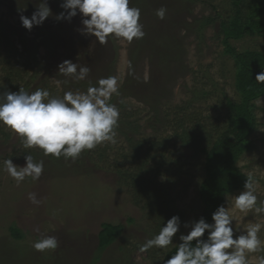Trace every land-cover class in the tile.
<instances>
[{"label": "rangeland", "instance_id": "1", "mask_svg": "<svg viewBox=\"0 0 264 264\" xmlns=\"http://www.w3.org/2000/svg\"><path fill=\"white\" fill-rule=\"evenodd\" d=\"M26 1L0 0V91L9 84L7 90L12 92L19 87L28 92L43 88L62 96L68 90L84 92L102 77L116 76L120 94L111 102L119 108L120 118L115 144L84 151L75 161L27 150L35 160L44 161V171L38 181L27 178L19 186L3 170V162L11 158L23 165L26 150L19 138L0 127V264H9L8 260L10 264H57L53 255L65 264H162L179 241L174 239L167 249L140 253L139 247L159 230L154 229L147 211L133 202L143 198L140 190L146 185L139 180L148 179L150 186L161 188L173 215H179L182 222L202 214L198 190L204 177L205 152L200 147H210L216 134L198 145L183 144L178 139L182 129L172 126H177V109L183 107L196 112L199 124L205 121L222 130L230 113L226 99L239 98L233 85L234 61L225 53L220 28V21L234 14L233 0H130L131 7L141 10L146 35L130 44L111 39L105 45L77 31L79 16L71 22L49 17L42 26L25 30L17 10L29 8ZM30 1V10L23 12L29 17L36 0ZM60 2L48 0L54 14L62 11ZM253 4L254 0L241 1L242 18ZM161 7L167 9L163 20L155 14ZM206 19L211 21L205 23ZM231 44L238 51L264 53V35L246 36ZM159 52H165L161 62ZM168 56L172 58L164 61ZM66 59L89 66V77L63 83L66 78L57 73V65ZM146 95L151 105L138 98ZM252 104L254 147L235 164L244 174L253 175L256 194L264 200V94ZM196 123L184 127L192 129ZM240 191L225 196L231 198ZM29 193H35L41 203L32 204ZM234 215L237 229L252 222L264 225V216ZM102 223L124 228L121 240L99 253ZM12 224L25 234L24 240H11L8 228ZM186 231L182 226L180 232ZM45 235L55 236L58 247L35 251L33 243ZM259 237L264 240V228ZM19 253H28V257ZM257 255L260 253L250 256V264H256Z\"/></svg>", "mask_w": 264, "mask_h": 264}, {"label": "clouds", "instance_id": "2", "mask_svg": "<svg viewBox=\"0 0 264 264\" xmlns=\"http://www.w3.org/2000/svg\"><path fill=\"white\" fill-rule=\"evenodd\" d=\"M59 7L62 11L54 14L48 0H36L30 17L23 14L25 8H18L21 26L31 31L49 17L57 22H71L79 16L81 27L77 31L94 38L99 45L111 39L130 44L146 35L140 22L141 10L131 7L130 0H61ZM166 11L161 7L155 14L163 20ZM57 68V73L66 78L65 84L84 81L91 72L89 66L70 59L63 60ZM255 80L264 83V70L255 75ZM119 94L116 76L102 77L84 92L68 90L62 96H53L43 88L32 92L22 87L16 92L0 91V127L19 138L26 150L23 165L9 158L3 162V170L19 186L27 178L38 181L44 171V161L35 160L29 149L40 150L44 157L75 161L84 151L105 143L115 144L120 110L111 100ZM256 184L253 175L248 174L243 189L231 198L225 196L224 203L211 213L210 221L202 216L182 222L179 215L171 216L153 238L139 247V252L167 249L178 239L175 253L163 260V264H250V256L257 253L260 255L254 257L256 264H264V240L259 237L264 225L252 222L239 229L235 227V212L264 216V200H259ZM28 199L34 205L41 203L35 193H29ZM182 226L186 232H180ZM32 247L41 253L55 250L58 240L45 235Z\"/></svg>", "mask_w": 264, "mask_h": 264}, {"label": "trees", "instance_id": "3", "mask_svg": "<svg viewBox=\"0 0 264 264\" xmlns=\"http://www.w3.org/2000/svg\"><path fill=\"white\" fill-rule=\"evenodd\" d=\"M241 1L242 0H233L232 6L235 8L234 14L220 21L221 33L223 35L221 42L225 46V53L234 61L233 85L235 92L239 96L238 100L226 99V105L230 113L224 128L218 130L216 126L207 124L205 121L199 124L198 121L200 120L196 112L187 111L186 108L183 107L177 109V119L175 120L177 126H172L182 129L178 135V139H180L183 144L197 143L198 145L201 141L211 140L212 136L216 134V138L210 147H200V149L205 152L204 177L200 182L198 190L199 198L203 204V211L200 217L203 216L209 221L211 220V213L218 205L224 203V196L226 194H231L243 189V182L247 175L236 166L235 162L242 154L252 150L254 147L251 135L255 129L256 121L253 114L254 105L252 102L264 94V83H257L255 80V75L264 70L262 69L264 68V53L256 50L238 51L231 44L232 41H239L246 36L264 35V0H254V4L250 6V11L243 16L244 18L241 16ZM31 6V1L27 0L25 7L30 8ZM29 8L25 9L29 11ZM210 21L211 19H206L205 23H209ZM16 53H18L17 50ZM31 55L32 60L35 61V56L33 54ZM164 55L165 52H159L157 54L159 62H161V58ZM130 57L133 60L135 59L132 55ZM171 58L172 57L168 56L164 61ZM174 60H176L175 57ZM18 77L19 76H17V78ZM8 87L9 84L1 89L2 91H7ZM136 90H138V88ZM202 94L203 97H205V93L202 92ZM138 98L149 105L152 104L147 101L148 95L143 99L140 97ZM195 120L197 123L192 129L186 127ZM184 125L186 126L184 127ZM137 144L138 146L141 145V143ZM196 149L199 150L197 146ZM136 157L137 156H134V158ZM140 183L146 185L140 190L143 198L133 203L138 208H142L141 210L147 211L146 215L153 224L154 229L160 230L163 223H166L167 219L173 216L174 210L170 206V203L167 202L161 188L150 186L148 179H146L145 182L141 179L139 180V184ZM132 196H134V200L137 199L136 195ZM130 221L133 220L130 219ZM17 228L18 227L14 224L10 225L8 228L9 237L15 242L25 239V234L21 233V230ZM123 228L124 227L120 224L112 225L109 223H102L101 230L98 234V252H103L107 247L121 240L123 237ZM175 251L176 246L165 254L163 260L174 254ZM19 255L28 257V253H19ZM29 255L31 256V252ZM33 258H36V256ZM52 258L54 260L58 259L57 264H65L62 263L64 259L61 262V257L55 258L53 255ZM8 261L10 264V260ZM96 261L97 260H95V262Z\"/></svg>", "mask_w": 264, "mask_h": 264}]
</instances>
